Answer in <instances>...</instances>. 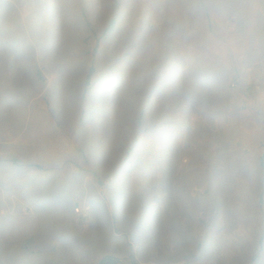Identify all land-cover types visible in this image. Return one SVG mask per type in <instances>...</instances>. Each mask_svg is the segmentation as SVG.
<instances>
[{
    "label": "rangeland",
    "instance_id": "rangeland-1",
    "mask_svg": "<svg viewBox=\"0 0 264 264\" xmlns=\"http://www.w3.org/2000/svg\"><path fill=\"white\" fill-rule=\"evenodd\" d=\"M260 94L264 0H0V264H264Z\"/></svg>",
    "mask_w": 264,
    "mask_h": 264
},
{
    "label": "built area",
    "instance_id": "built-area-1",
    "mask_svg": "<svg viewBox=\"0 0 264 264\" xmlns=\"http://www.w3.org/2000/svg\"><path fill=\"white\" fill-rule=\"evenodd\" d=\"M111 179L109 178L108 180H111ZM94 185L99 195L102 196L107 188L106 182L96 181L94 182ZM86 194H88L87 190H86ZM24 210L26 211L28 209L25 207ZM75 213L78 214V216L80 217L82 221L90 217L91 205L87 201V195H85L84 197L82 196V198L78 199V205L75 207ZM138 264H155V263H146V262L139 261Z\"/></svg>",
    "mask_w": 264,
    "mask_h": 264
},
{
    "label": "bare ground",
    "instance_id": "bare-ground-1",
    "mask_svg": "<svg viewBox=\"0 0 264 264\" xmlns=\"http://www.w3.org/2000/svg\"><path fill=\"white\" fill-rule=\"evenodd\" d=\"M249 80H250V79H249ZM249 80H248V81H249ZM251 82H253V83L255 84V79H253ZM251 82H250V83H251Z\"/></svg>",
    "mask_w": 264,
    "mask_h": 264
},
{
    "label": "crops",
    "instance_id": "crops-1",
    "mask_svg": "<svg viewBox=\"0 0 264 264\" xmlns=\"http://www.w3.org/2000/svg\"><path fill=\"white\" fill-rule=\"evenodd\" d=\"M260 97H261V98H264V94H260Z\"/></svg>",
    "mask_w": 264,
    "mask_h": 264
},
{
    "label": "water",
    "instance_id": "water-1",
    "mask_svg": "<svg viewBox=\"0 0 264 264\" xmlns=\"http://www.w3.org/2000/svg\"><path fill=\"white\" fill-rule=\"evenodd\" d=\"M177 264H181V263H177Z\"/></svg>",
    "mask_w": 264,
    "mask_h": 264
}]
</instances>
